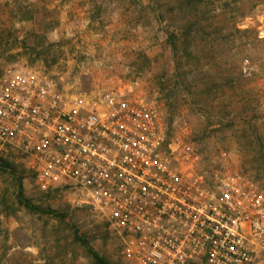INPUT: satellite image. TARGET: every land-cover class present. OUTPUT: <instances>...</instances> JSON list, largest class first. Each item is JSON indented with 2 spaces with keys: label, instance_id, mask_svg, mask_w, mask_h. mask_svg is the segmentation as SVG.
I'll list each match as a JSON object with an SVG mask.
<instances>
[{
  "label": "rangeland",
  "instance_id": "374dc122",
  "mask_svg": "<svg viewBox=\"0 0 264 264\" xmlns=\"http://www.w3.org/2000/svg\"><path fill=\"white\" fill-rule=\"evenodd\" d=\"M25 67L66 90L138 82L171 137L209 159L229 152L264 189V0H0V80ZM82 242L103 264H132L101 214L71 191H40L0 149V264H101Z\"/></svg>",
  "mask_w": 264,
  "mask_h": 264
},
{
  "label": "built area",
  "instance_id": "2783aa9c",
  "mask_svg": "<svg viewBox=\"0 0 264 264\" xmlns=\"http://www.w3.org/2000/svg\"><path fill=\"white\" fill-rule=\"evenodd\" d=\"M170 133L136 81L66 90L30 67L0 80V149L40 191H71L101 214L123 261L264 264L262 186L229 152L209 159Z\"/></svg>",
  "mask_w": 264,
  "mask_h": 264
},
{
  "label": "trees",
  "instance_id": "16d2710c",
  "mask_svg": "<svg viewBox=\"0 0 264 264\" xmlns=\"http://www.w3.org/2000/svg\"><path fill=\"white\" fill-rule=\"evenodd\" d=\"M16 199H17L18 203L22 204L26 208H28L30 210H35L36 209V208H34V206L32 205L31 202H29L28 200H26L22 196V190L21 189L16 194ZM75 239H77L78 241H82L77 234H75ZM82 244L86 247L88 253L94 258L95 262H97V261L99 262L100 261L101 264H103L102 260L98 256V254L93 251V249L89 246V244L87 242H82Z\"/></svg>",
  "mask_w": 264,
  "mask_h": 264
}]
</instances>
